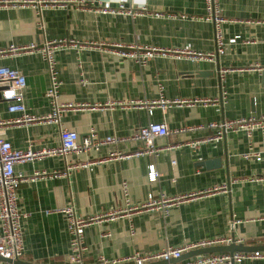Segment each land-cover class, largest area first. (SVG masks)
Listing matches in <instances>:
<instances>
[{
  "label": "crops",
  "instance_id": "1",
  "mask_svg": "<svg viewBox=\"0 0 264 264\" xmlns=\"http://www.w3.org/2000/svg\"><path fill=\"white\" fill-rule=\"evenodd\" d=\"M89 1L93 6L113 9L122 5L135 15L101 14L69 6L40 8L38 15L28 5L0 7V50L9 45H39L44 40H67L77 45L59 48L55 61L60 82L58 103L97 107L62 111L60 126L75 132L78 142L90 133L99 138L127 137L148 123H163L173 131L264 114V75L248 69L264 68V0H218L226 20L223 38L239 39L212 62H190L172 54L155 56L145 66L101 49L120 43L209 53L214 49L212 24L189 19L203 15V0ZM0 66L24 77L27 112L36 117L47 114L48 76L40 55L32 52L0 56ZM216 70H225L220 81ZM158 84L162 85L160 96L168 101L223 97L213 106H155L148 115L145 107L135 104L157 100ZM5 108L6 103L0 101L2 120L16 116ZM210 135V130L201 129L156 138L154 144L159 152L150 158H109L114 152L131 154L139 147L138 142L128 141L64 158L48 156L15 164L14 173L26 178L34 173H61L67 165L83 164L56 178H36L19 184L17 205L25 215L21 220L23 250L19 260L68 264L69 238L58 210L71 205L75 214L83 218L121 208L122 182L127 185L128 200L141 204L148 193L182 196L232 179L264 175V164L242 158L248 151L261 149L258 132L252 133L249 141L241 133H226L221 140L205 142ZM0 136L17 150H50L59 144L58 127L45 122L7 126L0 129ZM194 142L200 143L193 148L188 145ZM149 163L159 173L158 181L152 184H147L145 176V165ZM263 206L262 186L244 182L230 185L225 194L184 200L172 206L165 218L155 211L142 210L129 217L91 224L83 230L86 250L82 264H97L98 257L112 260L132 254L143 256L168 246L222 237H233L244 247L262 246ZM239 264H264V258Z\"/></svg>",
  "mask_w": 264,
  "mask_h": 264
},
{
  "label": "built area",
  "instance_id": "2",
  "mask_svg": "<svg viewBox=\"0 0 264 264\" xmlns=\"http://www.w3.org/2000/svg\"><path fill=\"white\" fill-rule=\"evenodd\" d=\"M204 12L200 17H192L189 19L203 21L212 24L214 31V49L209 53H201L192 50H160L155 48H140L131 45H123L120 43L110 44L108 52L115 55L126 57L134 60L138 66H145V64L155 56L178 55L181 58L190 62L207 61L212 62L215 57L221 56L227 46L233 45L239 39L238 36L225 40L222 33V25L226 20L221 15V10L218 5V0H203ZM6 5L11 6H30L36 9L39 15L40 8L44 7H65L69 6L72 9H91L94 12L101 14H123L135 15L129 9H125L122 5H118L113 9L107 5L93 6L89 0H0V7ZM93 6V7H92ZM181 19H186V16H180ZM77 47L76 44L67 40L43 41L39 45L28 44L26 46L9 45L0 50V56L16 55L21 53H38L44 62L47 76L48 87L45 91V98L49 104V111L43 116H33L27 112V108L23 101V90L25 88L24 77L16 70L0 66V101L6 103V112L16 114L12 119L2 120L0 118V129L7 126H23L29 124H40L42 122L53 124L58 127L59 144L56 148L50 150L32 151L13 149L10 144L0 136V258L4 260L19 259L22 254V233L21 220L25 215L19 210L17 205L16 190L20 183L26 180H34L36 178H56L66 174L70 170H74L83 164H71L64 168L61 173L54 172L50 175L44 173H34L31 177H24L22 174L14 173L13 166L17 163L40 161L48 156L65 157L69 154H82L89 150L97 151L99 147L104 145H116L123 142L134 141L139 143V147L131 154H121L114 152L109 155V158L117 160L127 159L130 157L150 158L155 157L159 149L155 146L154 140L156 138H166L170 133L177 134L186 131H194L207 129L211 131V135L204 141L221 140L226 133H241L250 140L252 133L258 132L262 138V146L258 151H248L242 155L243 159H251L254 162L264 164V114L254 116L249 115L243 118L232 120H222L216 122H209L205 125L191 126L186 128H179L177 130L169 131L163 123H148L145 126H140L132 134L127 137L107 136L99 138L95 134L90 133L86 138L80 142L77 141V134L73 131L66 130L60 126V116L63 110H80L89 108L93 110L97 107L86 106L84 104H60L57 101L58 88L60 82L57 79L55 53L59 48L64 46ZM256 72L264 75V68L249 67ZM225 70H219V76H223ZM264 88V78L261 82ZM159 97L151 102H138L135 106L145 107L148 115L151 110L157 106L161 109L172 106L182 107L192 104H201L202 106H213L220 103V98L211 100H165L161 95L162 85L158 84ZM200 142L188 144L190 147H196ZM174 165V162H170ZM145 176L147 184L156 183L159 179V173L155 166L151 163L145 165ZM256 183L260 184L264 195V175L250 176L242 179H232L218 186H214L207 190L195 192L193 194H185L182 196H166L163 193L153 195L148 193L146 199L141 204H132L127 198V185L122 182L120 189L123 195V205L121 208L102 212L90 217H79L75 214L73 207L66 206L57 213L61 214L64 220V229L69 238V256L68 264H82V257L86 247L84 246L82 237L85 227L91 224H98L101 222L111 221L118 216H127L134 212L142 210H152L165 218L168 215L169 209L184 200L194 197L205 196L209 194L228 192V188L236 183ZM49 212H45L48 214ZM260 219L264 221V206L262 208ZM233 223H231L232 227ZM239 240H234L233 237H222L201 240L196 243L185 244L179 247H165L156 253L139 255L132 254L122 258L108 260L103 257L97 258V264H150L157 261H168L169 259H177L182 254L189 251L201 248H209L214 246H227L229 244H239ZM264 258V252L252 253H213L204 256H196L193 259L176 264H239L242 261H251L254 259Z\"/></svg>",
  "mask_w": 264,
  "mask_h": 264
},
{
  "label": "water",
  "instance_id": "3",
  "mask_svg": "<svg viewBox=\"0 0 264 264\" xmlns=\"http://www.w3.org/2000/svg\"><path fill=\"white\" fill-rule=\"evenodd\" d=\"M219 70H216V77L218 81H220V76L218 73ZM252 253V252H264V245L262 246H255V247H244L241 244H229L227 246H214V247H209V248H204V249H195L192 251H189L187 253L182 254L179 258L177 259H169L168 261L162 260V261H157L154 263L150 264H176L179 263L183 259H189V258H195L196 256H204L207 254L211 253ZM0 262L5 263V264H30L27 262H23L19 259H13V260H4L0 258Z\"/></svg>",
  "mask_w": 264,
  "mask_h": 264
}]
</instances>
